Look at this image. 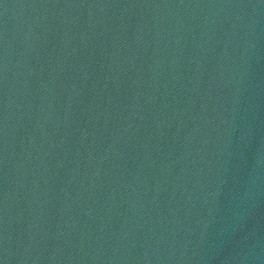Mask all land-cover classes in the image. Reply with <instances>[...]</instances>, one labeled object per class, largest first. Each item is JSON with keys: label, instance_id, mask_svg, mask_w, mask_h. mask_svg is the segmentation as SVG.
<instances>
[{"label": "water", "instance_id": "water-1", "mask_svg": "<svg viewBox=\"0 0 264 264\" xmlns=\"http://www.w3.org/2000/svg\"><path fill=\"white\" fill-rule=\"evenodd\" d=\"M0 264H264V0H0Z\"/></svg>", "mask_w": 264, "mask_h": 264}]
</instances>
